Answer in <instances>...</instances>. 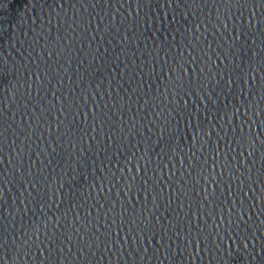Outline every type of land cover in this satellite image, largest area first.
<instances>
[{"label":"water","instance_id":"water-1","mask_svg":"<svg viewBox=\"0 0 264 264\" xmlns=\"http://www.w3.org/2000/svg\"><path fill=\"white\" fill-rule=\"evenodd\" d=\"M0 264H264V0H0Z\"/></svg>","mask_w":264,"mask_h":264}]
</instances>
